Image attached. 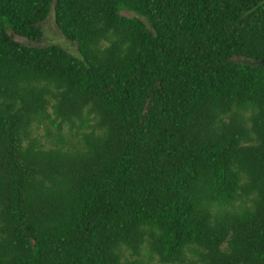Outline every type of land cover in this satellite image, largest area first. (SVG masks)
<instances>
[{"label": "trees", "instance_id": "obj_1", "mask_svg": "<svg viewBox=\"0 0 264 264\" xmlns=\"http://www.w3.org/2000/svg\"><path fill=\"white\" fill-rule=\"evenodd\" d=\"M0 264H264V0H0Z\"/></svg>", "mask_w": 264, "mask_h": 264}, {"label": "rangeland", "instance_id": "obj_2", "mask_svg": "<svg viewBox=\"0 0 264 264\" xmlns=\"http://www.w3.org/2000/svg\"><path fill=\"white\" fill-rule=\"evenodd\" d=\"M123 14H127L125 12H122ZM40 29H41V38L37 42H32L25 40L23 37L13 35V39L16 41H19L23 44L31 45V46H43L46 44H56L66 50L67 52H70L74 54L76 52L75 44L74 42L66 40L62 34L59 32L57 27L54 24L53 20V13L52 10L49 11L48 15L45 17L43 21L39 23ZM63 131L65 132V128H63ZM37 134H42V129L39 128L37 130ZM41 142L46 143V141L43 140L42 137L39 139ZM75 140V139H74ZM73 140V141H74Z\"/></svg>", "mask_w": 264, "mask_h": 264}]
</instances>
